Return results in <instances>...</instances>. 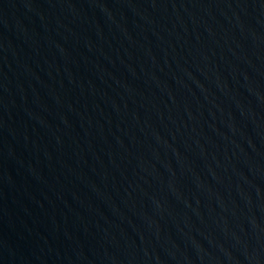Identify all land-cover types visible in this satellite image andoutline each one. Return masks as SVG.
Wrapping results in <instances>:
<instances>
[{"label": "water", "instance_id": "1", "mask_svg": "<svg viewBox=\"0 0 264 264\" xmlns=\"http://www.w3.org/2000/svg\"><path fill=\"white\" fill-rule=\"evenodd\" d=\"M0 264H264V0H0Z\"/></svg>", "mask_w": 264, "mask_h": 264}]
</instances>
